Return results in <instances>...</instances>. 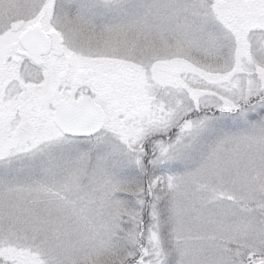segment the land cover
Segmentation results:
<instances>
[{
	"label": "snow or ice",
	"instance_id": "6c2138e0",
	"mask_svg": "<svg viewBox=\"0 0 264 264\" xmlns=\"http://www.w3.org/2000/svg\"><path fill=\"white\" fill-rule=\"evenodd\" d=\"M0 264H264V0H0Z\"/></svg>",
	"mask_w": 264,
	"mask_h": 264
}]
</instances>
